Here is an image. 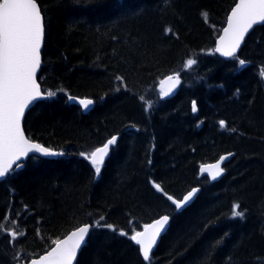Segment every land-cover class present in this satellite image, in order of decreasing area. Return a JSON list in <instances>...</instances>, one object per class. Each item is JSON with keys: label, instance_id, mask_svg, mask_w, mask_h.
Instances as JSON below:
<instances>
[{"label": "trees", "instance_id": "16d2710c", "mask_svg": "<svg viewBox=\"0 0 264 264\" xmlns=\"http://www.w3.org/2000/svg\"><path fill=\"white\" fill-rule=\"evenodd\" d=\"M235 1L37 0L40 84L57 94L28 110L24 128L63 153L29 156L0 181V264L37 256L87 222L76 264H149L130 229L161 213L171 221L150 264H264V23L239 56L213 53ZM174 73L180 86L162 98L157 85ZM68 94L94 105L83 113ZM113 134L97 175L80 153ZM224 152H233L224 175L198 178L199 164ZM195 185L196 198L177 212L165 193L179 198ZM233 204L243 218L231 216ZM10 230L22 235L12 239Z\"/></svg>", "mask_w": 264, "mask_h": 264}, {"label": "snow or ice", "instance_id": "6c2138e0", "mask_svg": "<svg viewBox=\"0 0 264 264\" xmlns=\"http://www.w3.org/2000/svg\"><path fill=\"white\" fill-rule=\"evenodd\" d=\"M207 18V13H202ZM264 23V0H239L227 16V27L223 29V35L216 41L215 52L224 57H236L237 51L245 39V35L254 25ZM170 31V29H169ZM44 36V23L37 0H0V178H6L24 166L22 158L30 154L44 157L59 156L62 153L54 152L50 148L26 138L21 127V120L33 102L43 99L40 85L37 83V73L41 66V46ZM196 63L189 59L187 66ZM247 61L239 60L243 66ZM260 76L264 79V69ZM120 80V77H117ZM172 81L171 87L161 96L169 95L177 85L181 83L179 76L167 77ZM60 91V90H58ZM56 92H47L48 98L56 96ZM68 101L77 103L82 109H88L93 105L92 99H78L68 96ZM192 111H197L196 101L192 102ZM221 128L226 127L225 121H219ZM117 136H112L101 147H96L90 153L81 152L80 155L87 159L99 175L105 158L109 155L112 146L116 145ZM231 155V154H229ZM227 156L212 165H202L201 173H207L208 178L215 180L220 177L224 169L221 166ZM158 191H163L159 184H154ZM199 191L192 188L181 199L171 195L167 200L171 201L177 212L181 211L193 199ZM232 217H244V212L239 210L238 204H233ZM5 219H8L5 216ZM103 221V217L100 218ZM14 223V222H13ZM170 223L169 215H161L152 223L145 224L143 231H135L129 239L139 246V253L145 262L151 261V253L158 242V238L167 231ZM94 226L105 227L116 232L111 224H98ZM92 226L85 224L75 229L63 240L54 241L55 247L39 259H32L30 264H73L78 249L87 243ZM121 235L127 233L121 231ZM12 239L22 235L15 230H10Z\"/></svg>", "mask_w": 264, "mask_h": 264}, {"label": "water", "instance_id": "95a60500", "mask_svg": "<svg viewBox=\"0 0 264 264\" xmlns=\"http://www.w3.org/2000/svg\"><path fill=\"white\" fill-rule=\"evenodd\" d=\"M239 2V0H237L236 1V3H238ZM235 3V4H236ZM233 7H235V5L233 6ZM229 14H231V10H230V12H229ZM228 14V15H229ZM42 15V14H41ZM254 26H256V25H254ZM225 27H227V23H226V26ZM224 27V28H225ZM250 31V30H249ZM249 33V32H248ZM221 35H223V31H222V33H221ZM220 35V36H221ZM247 35V34H246ZM246 35H245V37H246ZM219 38H217V40H218ZM216 40V41H217ZM43 42H44V36H43V40H42V46H43ZM242 44H243V42H242ZM242 44H241V46H242ZM42 46H41V49H42ZM241 46H240V48H241ZM215 47H216V42H215ZM240 48L238 49V51L240 50ZM215 50V49H214ZM238 51H237V53H238ZM217 53V52H216ZM218 55H220V56H222L220 53H217ZM222 57H224V56H222ZM224 58H229V57H224ZM41 62H42V59H41ZM40 68H41V66H40ZM40 68H39V70H38V73H37V76H36V79H37V83L39 84V82H38V74H39V72H40ZM169 77V76H168ZM264 80V79H263ZM40 85V84H39ZM171 85H172V81H169L167 78H165V80H164V82H163V84H162V87L163 88H165V89H169L170 87H171ZM41 88V87H40ZM41 95H42V97H46V94L45 93H43L42 92V90H41ZM78 98V97H77ZM78 99H90V98H78ZM38 100H40V99H38ZM38 100H36L35 102H33L32 104H31V106L28 108V109H26V111H25V114L27 113V111L38 101ZM91 107L92 106H90L88 109H83V111H88V110H90L91 109ZM25 114H24V116L22 117V120H21V127H22V130L24 131V129H23V120H24V117H25ZM24 133H25V131H24ZM25 136H26V134H25ZM26 138H27V136H26ZM32 141V140H31ZM33 142V141H32ZM34 143H36V142H34ZM53 151V150H52ZM54 152H56V151H54ZM229 154H231L232 155V152H229V153H225V154H222V155H220L219 156V158L218 159H216L215 161H213V162H211V163H208V164H202V165H205V166H207V165H212V164H215L219 159H220V157L221 156H227V159L231 156V155H229ZM37 155H39V154H37ZM41 156V155H40ZM44 157V156H43ZM27 158V157H26ZM26 158H22L23 160H25ZM226 159V160H227ZM226 160H224L223 162H222V164H221V166L226 162ZM202 165H200V167H199V176H202L203 174H207V173H201V171H200V168H201V166ZM219 178V177H218ZM217 178V179H218ZM1 179V178H0ZM216 180V179H215ZM213 181V180H212ZM194 188H198V187H194ZM199 189V188H198ZM198 193V192H197ZM197 193L195 194V196L193 197V199L196 197V195H197ZM192 199V200H193ZM191 200V201H192ZM89 225V224H88ZM83 226V225H82ZM81 227V226H80ZM78 228V227H77ZM73 231H75V229L74 230H72V231H70L65 237H62L60 240H63V239H65L68 235H70L71 234V232H73ZM87 239V238H86ZM158 240H159V238H158ZM56 246V245H55ZM80 250L81 249H78V251H77V256H78V254H79V252H80ZM49 251H51V250H49ZM48 251V252H49ZM47 253H44V254H42V255H46ZM41 255V256H42ZM77 256H76V258L73 260V264H75L76 263V260H77ZM36 259H39V257L38 258H36ZM30 262L31 261H29L27 264H30Z\"/></svg>", "mask_w": 264, "mask_h": 264}, {"label": "bare ground", "instance_id": "6f19581e", "mask_svg": "<svg viewBox=\"0 0 264 264\" xmlns=\"http://www.w3.org/2000/svg\"><path fill=\"white\" fill-rule=\"evenodd\" d=\"M187 192H188V191H186L181 197L176 198V199H181V198H182ZM193 200H194V199H193ZM193 200H192V201H193ZM192 201H190V202L187 204V206H188ZM187 206H185V207H187ZM185 207H184V208H185ZM170 221H171V218H170ZM169 224H170V223H169ZM167 229H168V228H167ZM164 233H165V232H164ZM164 233H163V234H164ZM163 234H162V235H163ZM154 249H155V248H154ZM154 249H153V251H154ZM153 251H152V252H153ZM151 254H152V253H151ZM142 258H143V257H142Z\"/></svg>", "mask_w": 264, "mask_h": 264}]
</instances>
